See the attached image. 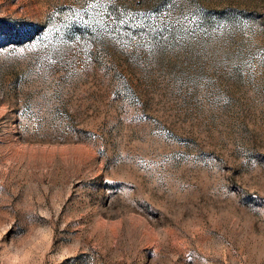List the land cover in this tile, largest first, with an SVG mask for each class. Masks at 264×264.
<instances>
[{
    "label": "rangeland",
    "instance_id": "374dc122",
    "mask_svg": "<svg viewBox=\"0 0 264 264\" xmlns=\"http://www.w3.org/2000/svg\"><path fill=\"white\" fill-rule=\"evenodd\" d=\"M0 264H264V0H0Z\"/></svg>",
    "mask_w": 264,
    "mask_h": 264
}]
</instances>
